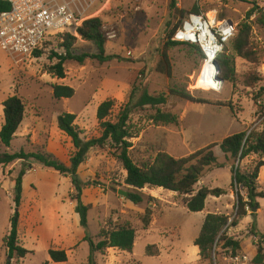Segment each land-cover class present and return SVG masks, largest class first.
Masks as SVG:
<instances>
[{
    "label": "rangeland",
    "instance_id": "1",
    "mask_svg": "<svg viewBox=\"0 0 264 264\" xmlns=\"http://www.w3.org/2000/svg\"><path fill=\"white\" fill-rule=\"evenodd\" d=\"M170 4L171 0H100L91 16L103 20L109 38L105 54L115 58L100 62L87 57L82 64L67 60L64 78L52 72L58 61L55 53L63 52V35L50 36L41 46L39 56L33 54L19 65L0 48V129L4 123L3 102L17 95L25 103L24 119L12 143L6 147L0 141V153L45 150L69 164L75 147L59 128L58 117L73 113L82 137L98 136L97 108L107 99L116 101L113 117L126 104L132 108L130 124L134 137L130 150L138 164L152 160L161 151L176 158L185 157L211 143H220L231 134L261 130L264 124V0H176L175 7ZM195 6L200 13L213 11L218 18H231L237 32L244 22L251 26L249 57L234 56V79L222 80V89L218 92L200 87L198 76L204 56L191 45L177 44L169 49L171 76L157 70L167 38L183 18L180 11L185 15ZM70 30L77 37L76 54L98 52L93 42ZM224 51L228 52L226 46ZM218 76H222L220 70ZM56 84L73 87L74 95L56 98ZM170 88L186 89L211 103H194L168 95L166 103L157 107L136 105L144 92L159 95L168 93ZM158 111L175 114L177 122H156L154 117ZM213 150L225 166L207 169L195 190L202 186L221 187L227 193L209 196L203 211L190 212L184 196L175 191L146 186L139 190L144 197L139 204L120 194L119 191L132 190L125 183L126 170L111 147H95L78 171L84 184L83 203L91 206L86 230L76 212L70 176L45 168L34 160L0 164V264H88L90 245L83 240L86 232L97 241L102 229L125 221L136 229L133 250L107 248L104 253L96 254L97 264H223L226 250L221 243L214 247L212 261L202 258L194 244L206 214L229 215L231 222L237 212L239 196L238 188L232 186L231 164L238 162L226 159L219 145ZM256 161L255 155L246 157L240 162L241 170H252ZM23 165L27 172L17 206L13 184ZM258 184L263 190L264 166L260 169ZM239 192L246 198L245 190ZM258 202L260 208L253 210L247 206V215L225 233L240 240L242 249L251 256L256 255L258 243L251 224L254 222L256 230L264 233V198H258ZM147 207L153 213L146 227L143 216ZM14 217L18 220L19 244L30 250L23 258L10 257L6 247L5 239ZM50 249L65 250L67 261H52Z\"/></svg>",
    "mask_w": 264,
    "mask_h": 264
},
{
    "label": "trees",
    "instance_id": "2",
    "mask_svg": "<svg viewBox=\"0 0 264 264\" xmlns=\"http://www.w3.org/2000/svg\"><path fill=\"white\" fill-rule=\"evenodd\" d=\"M172 7L176 5V0H171ZM10 5L8 2L0 0V10H8ZM183 18L172 28L167 42L161 52V57L157 65V70L168 76L172 75L171 58L169 49L177 44H187L196 47L199 46L191 43H184L173 40V35L177 27L181 24L184 17L189 13H200L195 6L192 12L180 11ZM252 11L249 12V16ZM264 22V17H263ZM84 40L93 42L98 52L95 54H76L75 42L77 37L73 35L71 30L57 35H63L64 42L62 44L63 52L55 53L57 63L52 67V72L58 78H64L65 62L67 60H76L80 64L84 63L87 57L94 58L100 62L110 61L115 58L114 55H106L105 48L108 41V32L104 28V22L100 17H92L85 20L80 26L72 28ZM251 26L248 22L240 24L236 37L232 38L226 44V51L219 55L217 62L220 68V78L222 80H233L234 73V56L242 58L249 57ZM36 56L41 54L38 49L34 52ZM75 89L68 85H54V96L56 98H70L74 95ZM168 95L178 96L194 103H211L208 99L200 98L192 95L186 89L170 88L169 92H163L159 95H152L144 92L137 106L151 105L157 107L165 104ZM222 104V103H219ZM116 105L114 99H107L101 102L97 108V118L100 126V134L89 139L81 136L80 128L75 124L76 115L73 113H63L58 117V126L72 140L75 151L71 155L69 164L58 159L54 154L38 150L26 152L21 149L14 153H0V164H8L16 160H22L24 163L34 160L45 168L53 169L61 174L71 177L72 184L75 189V199L77 201L76 212L80 216V224L83 228L88 225V211L90 205L84 204L82 200V191L84 184L79 177V167L85 162L88 153L97 146H109L114 150L119 161L122 163L127 172L125 183L132 189L129 191L128 198L135 204L144 201L143 195L139 190L146 186L158 187L166 190L178 192L184 196V203L190 212H201L205 209L206 200L209 196L220 197L227 193L226 189L221 187L210 188L202 186L195 190L196 184L203 177L207 169L213 167H224V163H220L213 148L219 145L226 159L234 160L238 164H231L232 186L238 188L237 212L230 222L231 216L218 213H208L204 219L202 227L194 244L199 248L202 258L212 261V254L216 244L221 243V247L226 252L244 251L241 241L231 236H227L226 230L231 226H237L239 220L247 215L246 207L260 208L258 198H264V189H259L258 178L260 169L264 166V124L261 130H252L251 132L240 131L225 137L220 143H211L185 157L176 158L167 152L161 151L156 156L142 164H138L131 156L130 148L133 146L131 139L134 137L130 124V113L132 108L126 104L121 107L118 114L112 116V111ZM4 106V123L0 129V141L10 147L12 140L20 127L25 114V103L17 95L7 98L3 102ZM156 122L169 124L176 123L178 117L170 112H161L154 117ZM255 155L257 161L252 170L242 171L240 162L248 156ZM27 172L26 165H23L19 174L14 180V201L17 206L20 205L23 191V177ZM240 190L246 191V198L241 196ZM151 208L145 209L143 216L144 226H148L152 216ZM256 214V213H253ZM18 220L14 217L11 224V230L7 235L6 247L9 256L25 257L30 250L19 244L18 237ZM251 231L258 237L257 252L253 260L257 264L264 262V233L256 230V225L251 224ZM98 240H94L87 232L83 237L84 241H88L90 245V255L88 264H97L96 254L104 253L107 248L115 247L127 251H132L135 239L136 229L133 225L125 221L115 224L108 229H102L97 235ZM50 259L54 262H65L68 259L67 253L63 249H50ZM9 264V263H7Z\"/></svg>",
    "mask_w": 264,
    "mask_h": 264
},
{
    "label": "built area",
    "instance_id": "3",
    "mask_svg": "<svg viewBox=\"0 0 264 264\" xmlns=\"http://www.w3.org/2000/svg\"><path fill=\"white\" fill-rule=\"evenodd\" d=\"M3 1L9 3L10 9L0 10V48L19 65L33 56L50 36L69 31L92 18L100 0ZM236 33L237 26L231 18H218L213 11L189 13L175 30L173 40L198 45L204 61L207 51L212 50L216 62ZM255 240L258 242V237ZM253 258L246 251L226 252L223 264H257Z\"/></svg>",
    "mask_w": 264,
    "mask_h": 264
},
{
    "label": "bare ground",
    "instance_id": "4",
    "mask_svg": "<svg viewBox=\"0 0 264 264\" xmlns=\"http://www.w3.org/2000/svg\"><path fill=\"white\" fill-rule=\"evenodd\" d=\"M207 59L203 61L198 82L200 87L207 91H220L222 89V81L218 79V71L214 66L213 51H207Z\"/></svg>",
    "mask_w": 264,
    "mask_h": 264
},
{
    "label": "water",
    "instance_id": "5",
    "mask_svg": "<svg viewBox=\"0 0 264 264\" xmlns=\"http://www.w3.org/2000/svg\"><path fill=\"white\" fill-rule=\"evenodd\" d=\"M214 64L216 65V68H217V70L219 71L220 68H219L218 62L216 61V62H214ZM219 79H220V81H222L221 78H219ZM119 193H120V194H123V195H125V196H128V195H129V192H128V191H119ZM253 210H257V207H254Z\"/></svg>",
    "mask_w": 264,
    "mask_h": 264
},
{
    "label": "crops",
    "instance_id": "6",
    "mask_svg": "<svg viewBox=\"0 0 264 264\" xmlns=\"http://www.w3.org/2000/svg\"><path fill=\"white\" fill-rule=\"evenodd\" d=\"M206 215H207V214H206ZM206 215L204 216V219H205ZM204 219H203V222H204Z\"/></svg>",
    "mask_w": 264,
    "mask_h": 264
}]
</instances>
